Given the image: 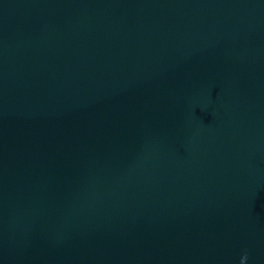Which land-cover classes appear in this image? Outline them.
<instances>
[{"label": "water", "instance_id": "obj_1", "mask_svg": "<svg viewBox=\"0 0 264 264\" xmlns=\"http://www.w3.org/2000/svg\"><path fill=\"white\" fill-rule=\"evenodd\" d=\"M0 264H264V0H0Z\"/></svg>", "mask_w": 264, "mask_h": 264}, {"label": "clouds", "instance_id": "obj_2", "mask_svg": "<svg viewBox=\"0 0 264 264\" xmlns=\"http://www.w3.org/2000/svg\"><path fill=\"white\" fill-rule=\"evenodd\" d=\"M247 259H248V256H247V254H245V256H244V261L246 262Z\"/></svg>", "mask_w": 264, "mask_h": 264}]
</instances>
